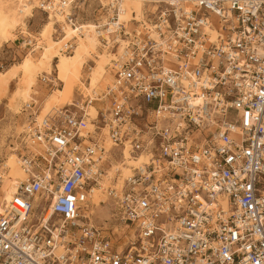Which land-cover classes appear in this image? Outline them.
Returning a JSON list of instances; mask_svg holds the SVG:
<instances>
[{
	"label": "built area",
	"instance_id": "obj_1",
	"mask_svg": "<svg viewBox=\"0 0 264 264\" xmlns=\"http://www.w3.org/2000/svg\"><path fill=\"white\" fill-rule=\"evenodd\" d=\"M38 1L84 32L88 0ZM93 2L109 82L39 122L22 105L25 178L9 200L0 191V264H264V0H143L128 21L122 0ZM149 145L119 186L107 176L97 224L91 190L124 149Z\"/></svg>",
	"mask_w": 264,
	"mask_h": 264
},
{
	"label": "rangeland",
	"instance_id": "obj_2",
	"mask_svg": "<svg viewBox=\"0 0 264 264\" xmlns=\"http://www.w3.org/2000/svg\"><path fill=\"white\" fill-rule=\"evenodd\" d=\"M88 1L90 6H93L96 3L93 2L95 0L93 1L88 0ZM90 6L88 10L86 8V12L84 14L80 15V19H83V21H85L83 22L82 26L85 28L87 32L90 30L91 25H93V23L90 20H88L90 19L89 16ZM142 15L140 19L142 18ZM25 25H26L25 30L24 29L22 30L20 27H17L15 31V38L13 40L5 41L3 38L0 37V168L7 161V157H9L12 153H15L18 156L16 151H12V150L17 148L19 142L18 134H20L23 131L24 129L23 127L25 126L24 123L27 113L21 111V105L24 102V100L27 101V99L30 98L32 94V97L40 102L42 101L43 97L48 94V96L41 102L40 106L39 104L37 105L39 106L37 112L38 115H40L38 118L39 120L40 118L44 117L46 109L51 105L53 100L58 95L59 91L65 88V84L61 82V78L63 77L62 70L64 65H69V67L76 72L78 77L76 78L75 81H77L79 77L82 75L80 82L83 85L77 83L74 86L75 81H73L70 88V94L67 100L64 101L62 105L57 107H61L65 105L66 104L65 102L69 103L72 100L77 99V89L79 88H81L84 92H88V93L92 92L93 89L91 88V83L93 81V78L98 74L101 68V64L104 61L103 58L104 49L103 50L99 49L101 44L93 43L89 39V37L86 41V46L83 48V50H81L80 47L77 46L72 40L71 43L73 44V47L71 52H65L64 48L67 47V44L65 46V42L60 43V41L66 34L71 32V30L66 23L58 21L56 15L53 16L49 14L46 15L38 9H33L32 13L25 19ZM40 35H43L45 38ZM28 41H33V42L31 45H28L27 44ZM51 44L55 45L58 48L59 52L57 54L49 53L47 55H44L45 53L43 50L44 47ZM37 46H39V48L33 50L34 47ZM27 53H31L28 63L27 64L25 63L24 65L27 69H30L26 82L28 89L26 94L22 97L21 101L18 103V105L14 109H12L8 102L10 98L9 96H11L10 94H12L13 91L19 85V80H18L20 79L19 71L23 65L22 61H24ZM52 56H56L57 59ZM63 56L64 58L63 60H61ZM37 59L41 60V62L39 63V67H36L34 69L31 68L30 65L31 61L33 60L37 61ZM47 59H49L48 64L45 65V67H43ZM88 60L89 62L92 61L93 64L91 65V63H89L88 65H91L90 68L83 69L84 65L88 62ZM80 66L82 70L80 69ZM41 68L45 69V71H42ZM54 70L56 72V75ZM37 74H38L37 79H35L36 84L33 88L34 91H36L37 93L34 94V92L33 93L31 92H32V86L35 82L34 78ZM47 74L48 75L50 74L51 76L55 77V79L58 81L56 87L50 89L47 84L42 83L39 80V77L41 75H47ZM102 83H103L102 87H100L99 90L97 88L96 89L97 91L103 90L106 84L108 83V81L107 83L106 82H102ZM87 112L90 118L95 116L93 106L88 107ZM101 142H102L101 144L104 146V149H107L108 151L111 150L112 144L107 137ZM123 152H124L123 158L119 160L116 164L115 163L112 164L114 165L121 164L122 167L128 170V172L130 171L128 169L130 164L137 165L142 159L149 157L148 155L146 156L144 154H140L138 157L133 159V158H129V152L127 151V149H124ZM9 175H10L9 172L7 171L6 179L10 178ZM121 176L122 174L120 173L118 179H120ZM5 183L6 180L4 181L3 186H5ZM106 199L102 201H105ZM100 202L101 201H99L98 205L100 204ZM94 213H96L99 216L97 218V224H101L102 219L107 218L109 214L107 204L104 205L101 204L99 207L95 208Z\"/></svg>",
	"mask_w": 264,
	"mask_h": 264
},
{
	"label": "bare ground",
	"instance_id": "obj_3",
	"mask_svg": "<svg viewBox=\"0 0 264 264\" xmlns=\"http://www.w3.org/2000/svg\"><path fill=\"white\" fill-rule=\"evenodd\" d=\"M100 1L102 3L106 2V0H100ZM38 3H39L38 0H0V24H1L0 25V37L3 38L5 41H10V40H13L15 38V31H16L17 27H20L22 30L23 29L25 30V28H26L25 19L32 13L33 9H37ZM144 8L145 7H144L143 0H122L121 11L119 14V20L128 21L131 17L133 19L139 20L142 13H143ZM132 12H135V14L132 15ZM67 13H68V8L65 9L64 12H61V13H55L54 11L49 12V15H51V16L56 15V18L58 21L66 23L70 27L71 32L66 34L61 39L60 43L65 42V46H66V44L68 42H71L73 40L74 43L80 47L81 50H83V48L86 46V41H87L88 37L93 43H100L98 40L99 38L97 37V34L93 31V25H91L90 30L88 32L85 30V28L83 26H82V28H84V32L81 29H78V27H77V29H75V28L71 27V25L65 20L64 17H66ZM208 32L210 33V35L213 39L216 37V32L214 30H211ZM40 36H43V35H40ZM37 44H39V43H37ZM121 47H122V45H120V48ZM38 48H39V46L34 47L33 50L38 49ZM107 49H108L107 46L104 47V50H103L104 61L101 64V68H100L98 74L93 78V81L91 83V88L93 90H96L97 88L99 90V88L102 87V84H103L102 82H106V83H107V81L109 82L110 78L108 76L106 66L109 63V61L111 60V58H113V57L110 56L111 54L109 55ZM43 50L45 52L44 55H47L49 53L57 54L59 52L58 48L52 44L44 47ZM63 58H64V56L61 58V60H63ZM40 62H41V60H39V59H37V61H34V60L31 61V64H30L31 68L34 69L36 67H39ZM29 70L30 69H27L23 63V65L19 71V74H20V76H19L20 79H18L19 85L17 86V84H16L17 88L13 91L12 94H10L11 96H9L10 98H9L8 102H9V105L12 109H14L18 105V103L21 101L22 97L27 92L28 87L26 85V82H27V77L29 75ZM62 72H63V77L61 78V82L63 84H65V88L63 90L59 91L58 95L53 100L51 105L46 109L44 116H46L53 109L57 108V106L62 105L63 102L67 100V98L70 94L71 84L78 77L76 72L72 68H70L69 65H64ZM104 85H105V83H104ZM24 103H30V101L27 100ZM65 103H67V102H65ZM21 109H22V107H21ZM94 113L96 115L95 109H94ZM43 118L44 117L40 118L38 120V122L41 121ZM36 119H37V117H36ZM17 147H21L20 141L18 142ZM15 150H16V148L13 149L12 151H15ZM32 151L38 152V149H36L35 147H32ZM106 151H108V150L105 149V152ZM140 154H144L146 156L148 155L149 157H151L154 155V151H153V148L151 147V145H149V147L147 149H145ZM140 154H138V156ZM138 156H136V157H138ZM136 157H132L129 154V158L135 159ZM148 158L142 159L137 165L130 164L128 167V169L130 170L129 172L124 167H122L121 164H118V165L112 164L107 169L106 173L101 175L102 180L100 181V188L94 187L91 190L90 197L88 196L89 202L86 204V207L88 210V212H86V210H85L86 214L94 213V209L99 207L102 204V203H100L98 205L99 201H102V200L107 198L106 194L104 192V188L108 186V182L106 180L108 175L109 176H115L117 178L116 183H118V186H119L120 183L122 182L123 178L132 173L133 167L138 166L142 162H144V163L147 162ZM7 171L10 174L9 179H6L7 178L6 177ZM0 172L3 175L2 185L0 187V191L3 192V198L2 199L7 201L11 198L12 194L16 191L18 185L25 178V170L22 166L20 157L17 156L15 153H12L9 157H7V161L0 168ZM120 173L122 174V176L120 177V179H118ZM5 180H6V183H5V186H3V183ZM2 186H3V188H2ZM104 204H107V202L105 201ZM107 207H108V205H107ZM108 216H109V214H108ZM108 216H107V218H108ZM104 224H106V222H104Z\"/></svg>",
	"mask_w": 264,
	"mask_h": 264
},
{
	"label": "crops",
	"instance_id": "obj_4",
	"mask_svg": "<svg viewBox=\"0 0 264 264\" xmlns=\"http://www.w3.org/2000/svg\"><path fill=\"white\" fill-rule=\"evenodd\" d=\"M99 49H100V50H103L104 47L100 46ZM98 51H99V50H98ZM107 51H108V53H109V55H110L111 53L109 52L108 49H107ZM40 53H41V52H40ZM30 54H31V53H27V55H26L24 61H22V62L24 63V65H25V63H26V64L28 63V61H29V59H30ZM40 55H41V54H40ZM110 56L113 57L112 55H110ZM52 57H55V58H56V56H52ZM49 59H50V58H49ZM49 59H47V60L45 61V64H44L43 67H45V65L48 64ZM56 59H57V58H56ZM89 60H90V59H89ZM89 60H88V62H89ZM88 62H87V63H88ZM87 63H86V64H87ZM86 64H85V65H86ZM85 65H84L83 69L86 68ZM41 69H42V71H45V69H43V68H41ZM80 69H81V66H80ZM81 70H82V69H81ZM54 72H55V70H54ZM55 75H56V72H55ZM37 76H38V74L35 76L34 80L37 79ZM81 77H82V75L79 77V79H78L77 81L74 82V86H75L77 83H80V84H81V82H80ZM35 84H36V80H35V82H34V84H33V86H32V92H31V93L34 92V94L37 93V92L34 91V89H33L34 86H35ZM81 85H83V84H81ZM47 96H48V94L45 95V96L43 97L42 101H43ZM23 100H24V99H23ZM23 100H22V101H23ZM27 100L30 101V102H33V103L35 104L34 111H35V114H36L35 116L37 117V120H38V118H39L40 115H38L37 112H38L39 106H40V104H41L42 101L39 102L37 99L33 98V97H32V94H31V97L28 98ZM24 102H25V100H24ZM24 102H23V103H24ZM23 103H22V104H23ZM38 104H39V106H37ZM21 107H22V105H21ZM93 107H94V106H93ZM94 109H95V107H94ZM25 115H26V114H25ZM23 125H24V124H23ZM23 125H22V126H23ZM19 133H20V132H19ZM18 136H19V134H18Z\"/></svg>",
	"mask_w": 264,
	"mask_h": 264
}]
</instances>
